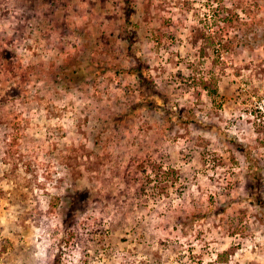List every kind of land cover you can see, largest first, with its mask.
Here are the masks:
<instances>
[{
  "label": "clouds",
  "instance_id": "obj_1",
  "mask_svg": "<svg viewBox=\"0 0 264 264\" xmlns=\"http://www.w3.org/2000/svg\"><path fill=\"white\" fill-rule=\"evenodd\" d=\"M0 264H264V0H0Z\"/></svg>",
  "mask_w": 264,
  "mask_h": 264
},
{
  "label": "rangeland",
  "instance_id": "obj_2",
  "mask_svg": "<svg viewBox=\"0 0 264 264\" xmlns=\"http://www.w3.org/2000/svg\"><path fill=\"white\" fill-rule=\"evenodd\" d=\"M167 22H168V21H166V23H167ZM201 38H204L203 34H201ZM180 39L182 40L183 37L181 36ZM241 74H242V73H241ZM241 74H236V75H235V80H238V79L240 78V75H241ZM234 82H235V81H234Z\"/></svg>",
  "mask_w": 264,
  "mask_h": 264
}]
</instances>
